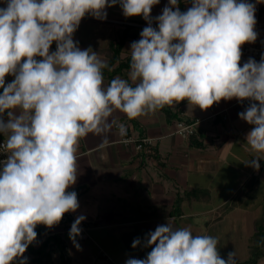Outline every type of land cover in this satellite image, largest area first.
Instances as JSON below:
<instances>
[{
	"label": "clouds",
	"instance_id": "obj_1",
	"mask_svg": "<svg viewBox=\"0 0 264 264\" xmlns=\"http://www.w3.org/2000/svg\"><path fill=\"white\" fill-rule=\"evenodd\" d=\"M0 7V264H27L24 256L37 239L36 228L57 226L80 203L68 189L78 178L82 138L102 137L127 127L113 117L119 111L137 120L182 101L204 111L222 100H248L239 118L252 126L246 144L255 155L245 165L259 171L264 159V54L241 66L242 46L255 43L256 3L264 0H168L152 17L160 0H2ZM119 4L123 15L142 16L147 26L130 46L127 78L105 85L113 71L90 47L73 37L82 19H107ZM155 21L156 26H153ZM55 43V51L51 47ZM12 76L11 82L6 77ZM85 216H77L69 239L77 237ZM217 237L193 235L173 224L158 225L132 248H150L146 258L125 264H238L227 259Z\"/></svg>",
	"mask_w": 264,
	"mask_h": 264
},
{
	"label": "crops",
	"instance_id": "obj_2",
	"mask_svg": "<svg viewBox=\"0 0 264 264\" xmlns=\"http://www.w3.org/2000/svg\"><path fill=\"white\" fill-rule=\"evenodd\" d=\"M167 4L168 0H160L151 16L162 14ZM189 7L191 2L186 3ZM106 11V20L85 16L73 39L82 50L90 47L101 59L109 61L110 45L133 28L138 35L125 42L121 52L124 59L130 56L131 43L140 39L147 22L142 16L126 18L119 4ZM255 15L259 37L257 25L264 23V3L256 5ZM257 41L258 38L242 48ZM55 49L53 43L50 50ZM128 71L115 77L127 78ZM104 83H109L107 77ZM246 108L232 99L204 111L182 101L170 107L172 118L161 110L137 120L114 112L112 118L128 126L133 137L154 139L156 154L149 156L133 145L126 146L116 128L108 134L107 145H102V137L93 134L82 138L77 182L68 189L80 192V207L65 216L72 220L85 216L82 222L89 237H77L81 248L77 250L69 239L72 224L62 220L51 229L45 228L51 231L48 236H57V240L45 243L38 234L29 245L37 250L46 244V250L41 257H35L28 247L24 254L27 264H106L102 252L117 264H125L130 257L143 259L151 249L142 245L132 248L133 240L139 238L143 243L148 233L167 222L174 227H187L193 235L217 237L222 258L227 259L228 253L235 251L238 264H245L251 255L256 223L264 216V159L259 161V171L245 165L255 155L246 144L252 126L238 115ZM222 111L227 120L218 115L198 129L195 137L201 142L199 146L192 144V136L176 133L179 120L205 119ZM0 140H4L2 134ZM258 264H264V256Z\"/></svg>",
	"mask_w": 264,
	"mask_h": 264
},
{
	"label": "built area",
	"instance_id": "obj_3",
	"mask_svg": "<svg viewBox=\"0 0 264 264\" xmlns=\"http://www.w3.org/2000/svg\"><path fill=\"white\" fill-rule=\"evenodd\" d=\"M256 3V0H255ZM261 3H256L257 7L260 6ZM264 28V23L259 22L257 25L258 31H259V37L257 44L255 45H247L242 48V60L241 62H246L249 58H254L257 62L260 61L262 54H264V30L261 28ZM241 104L245 106H249V101L244 100L243 102H240ZM218 115H222L224 120H227L228 117L224 112H216L213 115H211L208 118L205 119H195L193 121H184V120H179L176 123V133L183 136V137H191L194 136L198 129L207 121H213L215 120ZM127 127V135L123 136L122 138V143L125 144L126 146L133 145L137 151H142L146 154H149L152 152L154 146H155V140L152 138H135L131 135L130 129L128 126ZM4 140H0V144L3 143ZM6 159V154L0 153V161ZM77 195L80 194V192L75 191ZM64 221H66L68 224H72L74 220L70 218V216L66 215L63 217ZM82 232L81 235L78 237L80 240H87L88 239V233H87V226L82 222L80 225ZM51 234V231L48 229L45 230L44 234L41 235V239L43 242L46 241L47 236ZM102 256L106 261V264H117L115 260L109 256L107 253L102 252Z\"/></svg>",
	"mask_w": 264,
	"mask_h": 264
},
{
	"label": "trees",
	"instance_id": "obj_4",
	"mask_svg": "<svg viewBox=\"0 0 264 264\" xmlns=\"http://www.w3.org/2000/svg\"><path fill=\"white\" fill-rule=\"evenodd\" d=\"M191 2V0H180L179 7L180 10L186 11V3ZM133 28H128V32L124 37H120L116 40L115 43H112L109 47V65L113 67V71L109 72L107 69L104 70V77H107L109 79V82L115 78L116 75L122 74L124 75L129 69H130V56L122 59L121 58V52L123 50L125 42L130 38H134L138 35V33L135 31L133 33ZM131 34V35H130ZM133 34V35H132ZM12 76L6 77V82H11ZM0 93H2V89H0ZM169 118L174 117V114L172 113L170 107H165L162 109ZM192 144H195L197 146L201 145V142L199 143L197 138L194 136L191 137ZM156 154L155 150L153 149L151 153L147 154L149 156H154ZM45 226L39 225L36 228V231L38 234L43 235L45 232ZM57 236H48L46 238L45 243H48L50 241L57 240ZM59 242V240H58ZM30 251L32 254H34L35 257L42 256L46 250V244L44 246L40 247L37 250H34L29 246ZM264 256V216L259 219L256 223V232L253 239V246L251 250V255L248 258V260L245 262V264H258L259 260ZM39 262V261H37ZM31 264V263H30ZM63 264H66L63 262Z\"/></svg>",
	"mask_w": 264,
	"mask_h": 264
}]
</instances>
